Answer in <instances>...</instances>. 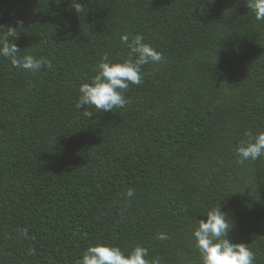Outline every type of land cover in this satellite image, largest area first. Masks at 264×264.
Wrapping results in <instances>:
<instances>
[{"label": "trees", "instance_id": "1", "mask_svg": "<svg viewBox=\"0 0 264 264\" xmlns=\"http://www.w3.org/2000/svg\"><path fill=\"white\" fill-rule=\"evenodd\" d=\"M246 3L0 0V37L15 29L20 56L53 66L0 57V264H76L97 244L200 264L192 231L217 203L264 264V156L234 154L264 132V20ZM122 34L164 59L142 66L128 105L88 118L78 87L103 54L127 58Z\"/></svg>", "mask_w": 264, "mask_h": 264}, {"label": "clouds", "instance_id": "2", "mask_svg": "<svg viewBox=\"0 0 264 264\" xmlns=\"http://www.w3.org/2000/svg\"><path fill=\"white\" fill-rule=\"evenodd\" d=\"M247 7L252 10L256 20H264V0H247ZM76 12L82 10L79 3L72 5ZM22 23V21H18ZM8 35L0 37V57L9 60L14 68H19L29 73H36L42 68L51 69L52 63L44 58L32 55L20 56L21 52L12 43L9 36L15 35L16 30L10 28ZM122 44L128 49L127 58L123 62H113L107 53L103 54L94 67L95 75L90 82L82 83L78 87V100L76 109L90 118L94 108L97 112H112L114 108H123L131 101L124 96L130 85H140L143 74L142 66L145 64H159L163 54L155 50L150 44L144 42V37L135 35L131 40L128 34L120 36ZM247 139L241 140L234 149L236 163L243 165L246 161H255L264 156V132L253 135L245 132ZM127 197L134 195V190L129 189ZM206 219L196 220L192 231L194 247L200 255V264H254L255 255L242 243H233L228 234L235 227L233 220L217 203L204 215ZM26 231V230H25ZM158 240L167 239L160 233ZM34 250H29V255ZM148 250L141 246L134 247L125 255L119 247L97 244L89 246L83 251L76 264H160L159 258L151 261L145 259Z\"/></svg>", "mask_w": 264, "mask_h": 264}]
</instances>
